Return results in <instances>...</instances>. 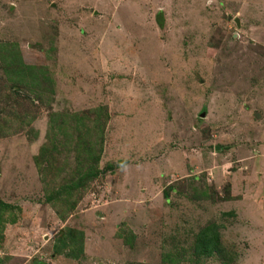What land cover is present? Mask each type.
<instances>
[{"label": "rangeland", "instance_id": "obj_1", "mask_svg": "<svg viewBox=\"0 0 264 264\" xmlns=\"http://www.w3.org/2000/svg\"><path fill=\"white\" fill-rule=\"evenodd\" d=\"M100 107L113 168L70 209L79 156L70 140L41 158L50 114ZM0 115L1 264H190L211 222L229 264H264V0H0ZM68 227L85 230L78 259L54 248Z\"/></svg>", "mask_w": 264, "mask_h": 264}, {"label": "trees", "instance_id": "obj_2", "mask_svg": "<svg viewBox=\"0 0 264 264\" xmlns=\"http://www.w3.org/2000/svg\"><path fill=\"white\" fill-rule=\"evenodd\" d=\"M163 17L160 19L162 20ZM162 24V21L160 22ZM21 57V58H20ZM23 57L20 56H11L9 52L5 55V63L8 69L13 70L17 73L23 83L29 84L31 81L32 85L38 86L40 84V78L38 76L33 77V73L35 71V65H28L24 61H22ZM29 72H31L30 80L27 79L24 81L26 75L29 76ZM35 82V83H34ZM6 101V99H5ZM7 105H11L8 103ZM8 108V107H4ZM104 108H96L90 110L89 113H84L83 116L77 113H56L53 112L50 114V124H49V140L43 146V153H41V158L47 156L48 160L52 163L54 158L57 159V156L53 157V150L56 149L59 145L66 149V144L70 142L71 147L76 148L77 156H79L78 160L80 161V165L76 170L77 177L68 184H64V187H61L60 196L67 198L69 201L68 206L70 209H73L76 200H72V197L75 193L80 194L82 190H85L86 187L91 183V181L99 176L100 174H105L109 169L113 168L112 165H107L105 167L100 166V160L102 157V148L104 142L105 128L106 122L109 116H103L101 111ZM2 114V111H1ZM15 114H17L15 112ZM96 114V115H95ZM18 115V114H17ZM1 117V115H0ZM19 119L20 117L17 116ZM95 117V118H94ZM104 117V118H103ZM107 118V120H106ZM75 121L74 131L68 133L65 130V126L68 124L69 120ZM95 119V120H94ZM96 124V125H95ZM3 127V126H2ZM0 126V133L4 134ZM94 129V131H93ZM89 131L90 139L86 137V134ZM93 132L94 135H93ZM98 148V150H97ZM100 150V151H99ZM49 151L52 156H49ZM43 159V158H42ZM197 177L194 176V179ZM178 187L171 184L169 189L176 190ZM197 193L199 192L202 196L212 199L214 202L221 199L217 189L213 187H208L209 193H207L206 185L197 189L194 187ZM170 192L167 191V194ZM231 192L228 191L227 196L232 197ZM54 194H56L54 196ZM59 191L56 190V193H52L51 197H58ZM50 196L47 200L51 201ZM59 196V197H60ZM14 205H11L4 200H0V211H8L12 210ZM219 224L215 222H211L204 226L195 236L194 239V247L191 253V256L185 259L190 264H197L204 258H218L223 264H229L231 259H234L233 256L228 252L227 248L222 245L221 235L219 231ZM1 228V223H0ZM1 233V232H0ZM0 240H2V236L0 234ZM125 241L128 243V237L125 238ZM57 243V244H56ZM56 245L54 246L56 253L65 255L68 258L78 259L84 256L85 250V230H80L77 228H69L66 231L62 232V234L57 237ZM180 251V250H179ZM177 251L173 252H165L162 254L161 264H184L181 257ZM34 259V258H33ZM2 258L0 257V264ZM33 264H43L37 258L33 260Z\"/></svg>", "mask_w": 264, "mask_h": 264}, {"label": "water", "instance_id": "obj_3", "mask_svg": "<svg viewBox=\"0 0 264 264\" xmlns=\"http://www.w3.org/2000/svg\"><path fill=\"white\" fill-rule=\"evenodd\" d=\"M237 21H239V20H237ZM238 24H239V22H238Z\"/></svg>", "mask_w": 264, "mask_h": 264}]
</instances>
